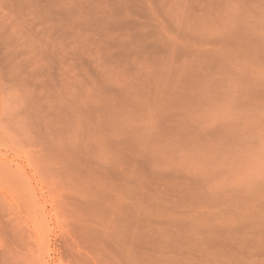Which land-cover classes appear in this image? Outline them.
<instances>
[{"label": "rangeland", "instance_id": "374dc122", "mask_svg": "<svg viewBox=\"0 0 264 264\" xmlns=\"http://www.w3.org/2000/svg\"><path fill=\"white\" fill-rule=\"evenodd\" d=\"M0 264H264V0H0Z\"/></svg>", "mask_w": 264, "mask_h": 264}]
</instances>
